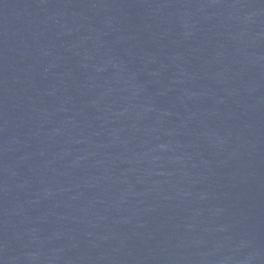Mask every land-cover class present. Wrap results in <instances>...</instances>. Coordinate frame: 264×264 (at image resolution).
I'll list each match as a JSON object with an SVG mask.
<instances>
[{"label": "water", "instance_id": "1", "mask_svg": "<svg viewBox=\"0 0 264 264\" xmlns=\"http://www.w3.org/2000/svg\"><path fill=\"white\" fill-rule=\"evenodd\" d=\"M0 264H264V0H0Z\"/></svg>", "mask_w": 264, "mask_h": 264}]
</instances>
